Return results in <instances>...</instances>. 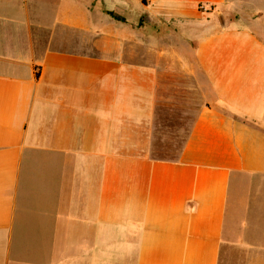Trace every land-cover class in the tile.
<instances>
[{
    "label": "crops",
    "instance_id": "0c3cea01",
    "mask_svg": "<svg viewBox=\"0 0 264 264\" xmlns=\"http://www.w3.org/2000/svg\"><path fill=\"white\" fill-rule=\"evenodd\" d=\"M263 199L264 0H0V264H264Z\"/></svg>",
    "mask_w": 264,
    "mask_h": 264
},
{
    "label": "rangeland",
    "instance_id": "374dc122",
    "mask_svg": "<svg viewBox=\"0 0 264 264\" xmlns=\"http://www.w3.org/2000/svg\"><path fill=\"white\" fill-rule=\"evenodd\" d=\"M170 123L174 124V122H170ZM182 123L183 124H187L188 122H178L179 125H181ZM179 141H180V138H179ZM155 155H167V156H169V155H174V153H160V152H156ZM257 206L264 207V199H263V201L259 202Z\"/></svg>",
    "mask_w": 264,
    "mask_h": 264
}]
</instances>
